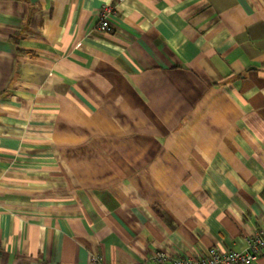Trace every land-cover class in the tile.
I'll return each instance as SVG.
<instances>
[{
    "label": "crops",
    "instance_id": "crops-1",
    "mask_svg": "<svg viewBox=\"0 0 264 264\" xmlns=\"http://www.w3.org/2000/svg\"><path fill=\"white\" fill-rule=\"evenodd\" d=\"M103 2L0 0V264L242 250L264 228V0H124L100 30Z\"/></svg>",
    "mask_w": 264,
    "mask_h": 264
},
{
    "label": "built area",
    "instance_id": "built-area-1",
    "mask_svg": "<svg viewBox=\"0 0 264 264\" xmlns=\"http://www.w3.org/2000/svg\"><path fill=\"white\" fill-rule=\"evenodd\" d=\"M124 0H104L98 10V29L110 30V19L117 14L119 5ZM264 255V228H258L245 239L242 250L219 249L210 247L205 252L171 254L165 250L155 251L145 264H251ZM93 264H98L100 256L90 257Z\"/></svg>",
    "mask_w": 264,
    "mask_h": 264
}]
</instances>
